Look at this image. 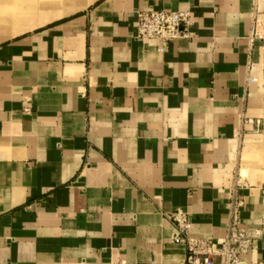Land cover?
<instances>
[{"label": "crops", "instance_id": "crops-1", "mask_svg": "<svg viewBox=\"0 0 264 264\" xmlns=\"http://www.w3.org/2000/svg\"><path fill=\"white\" fill-rule=\"evenodd\" d=\"M88 2L0 32V264H186L166 216L222 239L232 196L264 261V0ZM144 11L193 37L136 40Z\"/></svg>", "mask_w": 264, "mask_h": 264}, {"label": "built area", "instance_id": "built-area-1", "mask_svg": "<svg viewBox=\"0 0 264 264\" xmlns=\"http://www.w3.org/2000/svg\"><path fill=\"white\" fill-rule=\"evenodd\" d=\"M136 18V40H157L163 47H167L178 39L193 37L194 20L191 11H144L138 12ZM253 38L255 33L251 35ZM244 123L250 124L251 121L246 119ZM255 126L256 131H259L260 122L256 121ZM243 207V199L231 197L226 235L218 240L193 237L190 215L183 209L168 214L166 218L174 228L171 242L185 248L186 264H264V261H247L254 242L260 238V231L242 227L239 212ZM113 264L131 263L121 260Z\"/></svg>", "mask_w": 264, "mask_h": 264}, {"label": "rangeland", "instance_id": "rangeland-1", "mask_svg": "<svg viewBox=\"0 0 264 264\" xmlns=\"http://www.w3.org/2000/svg\"><path fill=\"white\" fill-rule=\"evenodd\" d=\"M81 4L83 0H0V32L5 27H11L5 30L9 34L1 40L32 30L54 19L78 13L82 11L77 10ZM45 14L50 16L38 25L28 24V19L44 17Z\"/></svg>", "mask_w": 264, "mask_h": 264}, {"label": "bare ground", "instance_id": "bare-ground-1", "mask_svg": "<svg viewBox=\"0 0 264 264\" xmlns=\"http://www.w3.org/2000/svg\"><path fill=\"white\" fill-rule=\"evenodd\" d=\"M88 3H89L88 0H83V4H81L80 7L77 10H83V9H85L87 7Z\"/></svg>", "mask_w": 264, "mask_h": 264}]
</instances>
